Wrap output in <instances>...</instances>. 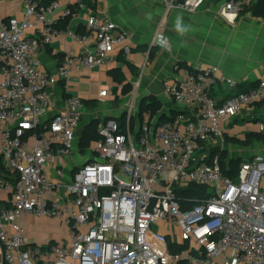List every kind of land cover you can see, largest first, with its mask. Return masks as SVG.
Segmentation results:
<instances>
[{
    "label": "built area",
    "instance_id": "2783aa9c",
    "mask_svg": "<svg viewBox=\"0 0 264 264\" xmlns=\"http://www.w3.org/2000/svg\"><path fill=\"white\" fill-rule=\"evenodd\" d=\"M204 1L164 0L167 9L189 13ZM7 3L21 4L22 17L0 14V158L15 178L0 179V189L10 195L0 204L3 264H264V156L244 161L233 179L207 151L223 150L225 125L264 100V80L220 104L210 93L218 67L181 69L164 86L178 113L155 126L158 116L148 112L133 126L140 107L137 81L124 107L125 123L101 122L91 144L93 158L65 181L85 106L80 96L68 95L60 107L52 90L59 82L68 84L77 68L111 64L117 47L129 57L130 37L84 0L73 6L63 0H0ZM245 3L227 0L221 14H239ZM75 10L88 12L83 33L56 22L57 11L66 19ZM61 39L74 45L48 72L39 55ZM157 42L169 48L163 35ZM224 81L236 86L232 79ZM110 94L109 89L99 93ZM257 124L264 133V122ZM48 168L61 181L49 177ZM190 185L208 186L212 193L192 204L179 196ZM26 215L60 220L70 235L30 244ZM159 225L172 243L188 247L172 252L165 237L153 231Z\"/></svg>",
    "mask_w": 264,
    "mask_h": 264
},
{
    "label": "crops",
    "instance_id": "0c3cea01",
    "mask_svg": "<svg viewBox=\"0 0 264 264\" xmlns=\"http://www.w3.org/2000/svg\"><path fill=\"white\" fill-rule=\"evenodd\" d=\"M75 1L63 0V3L73 6ZM226 1L205 0L201 8L189 13L167 9L164 0H95L96 7L91 10L102 18L114 21L120 30L129 35L132 52L125 58L117 47L111 64L75 69L68 84L59 82L54 86V98L61 107L68 95L80 96L84 103L89 102L84 104V114L88 112V106L92 107V103L96 102L99 105L93 113L96 118L120 121L124 107L132 96L134 83L141 81L138 103L145 98L157 99L162 103V112L171 115L177 111V106L164 93L166 82L181 74V69L197 64L218 67L210 93L220 104L233 94L255 88L264 80V16L254 15L249 10L250 5L258 0H244L246 3L242 12L226 18L221 14ZM21 10L19 3L0 5V14L6 18L20 19ZM87 13L86 10H75L71 17L65 19L57 11L55 19L77 31H84ZM178 21L185 29L183 34L176 28ZM160 34L167 39L169 48L157 42ZM73 45L72 40L61 39L47 46L39 55L42 67L54 72ZM114 68L124 73V84L129 83L131 91L123 93L124 84H118L109 73ZM226 78L236 81V86H229L224 81ZM116 88L117 92H114ZM104 89H109L111 94L100 97L99 93ZM258 122H264V100L245 107L225 125V148L229 158L245 161L257 154L264 156V133ZM79 145L77 136L73 154L65 166V181L74 177L84 161L93 158V154L84 155ZM6 173L4 160L0 158V179L6 178ZM48 174L53 179H62L52 168H48ZM9 197L6 191L0 189V204L7 203ZM23 224L30 244H42L47 239L60 242L70 235L69 226L48 217L26 215ZM155 227L158 234L164 236L169 244L172 243L164 225ZM3 251L0 244V264H3Z\"/></svg>",
    "mask_w": 264,
    "mask_h": 264
},
{
    "label": "trees",
    "instance_id": "16d2710c",
    "mask_svg": "<svg viewBox=\"0 0 264 264\" xmlns=\"http://www.w3.org/2000/svg\"><path fill=\"white\" fill-rule=\"evenodd\" d=\"M84 1L92 9H94L96 7L95 0H84ZM249 10H251L254 15L264 16V0H258V2L253 3L252 5H250ZM59 26L66 27L67 25L59 23ZM78 31L82 32V33L84 32V31H80V30H78ZM109 73H110V75L113 76L114 80L118 84H124L126 78H125L124 73L120 69H118V68L110 69ZM130 86L131 85L129 83L124 84L123 88H122L123 93H127V92L131 91ZM114 92H117V88L114 89ZM240 92H244V91H240ZM85 103H86V105H88L89 102H85ZM96 105H97L96 102L92 103V106H96ZM178 111L179 110L177 109V111L172 112L171 115H167L166 113H163V116L160 119V122L171 120L178 113ZM148 112H150L151 116H153V117L158 115L160 112H162V103L157 99H151V98H145L144 100H142L140 103V107H139V111H138L137 115L132 118V121H131L132 125L135 126L137 121L140 124L143 123L144 114L148 113ZM125 119H126V115L123 114L120 121L122 123H125ZM103 121L105 122L108 120L103 119V118L102 119L96 118V119L91 120L89 123H87L85 125V127H84V129H83V131L79 137V140H80L79 146L83 152L90 147V144L92 141L97 140L99 138L98 129H99L100 123ZM77 133H79V130ZM207 151L210 154L211 160H213V158L215 156L219 157L221 169L225 175H227L233 179L237 178L239 170H240L241 165L244 162V160H242L241 158H238V159L229 158L228 151L226 150V148H224L222 150L219 147H210L209 149H207ZM4 179L9 180L11 182H15L14 176L8 170L6 173V178H4ZM211 193H212V191L208 186L190 185L188 188L181 190L179 192V196L183 197V198H190V199H192V201H194L192 204H195V203H199V202L206 200L211 195ZM169 247H170V250L172 252H175V251L179 252V251L186 249L188 247V245H186V244L185 245H177L175 243H170ZM178 264H188V263L186 261H182V262H179Z\"/></svg>",
    "mask_w": 264,
    "mask_h": 264
},
{
    "label": "rangeland",
    "instance_id": "374dc122",
    "mask_svg": "<svg viewBox=\"0 0 264 264\" xmlns=\"http://www.w3.org/2000/svg\"><path fill=\"white\" fill-rule=\"evenodd\" d=\"M95 107L97 108V110L99 109V105H96V106H94V107H93V106H92V107H89V106H88L89 110H88V112H85V114H84V118H83V121H82V124H81L80 129H79V133H77L78 138L80 137V135H81V133H82V131H83L85 125H86L87 123H89L92 119H95V118H96V117L93 115ZM161 114H162V112H160L157 116H160ZM100 119H102V118H100ZM224 148H225V146H224ZM84 153H85L84 155H90V154H92V152H91V148L89 147L87 150L84 151ZM241 159H242V158H241ZM242 160H243V159H242ZM153 231L156 232V231H157V227H154V228H153ZM176 235H177V234H176Z\"/></svg>",
    "mask_w": 264,
    "mask_h": 264
},
{
    "label": "clouds",
    "instance_id": "9594fccd",
    "mask_svg": "<svg viewBox=\"0 0 264 264\" xmlns=\"http://www.w3.org/2000/svg\"><path fill=\"white\" fill-rule=\"evenodd\" d=\"M176 28H177V30H178L181 34H183L184 31H185V29H183V28L180 26L179 21H178L177 24H176Z\"/></svg>",
    "mask_w": 264,
    "mask_h": 264
},
{
    "label": "water",
    "instance_id": "95a60500",
    "mask_svg": "<svg viewBox=\"0 0 264 264\" xmlns=\"http://www.w3.org/2000/svg\"><path fill=\"white\" fill-rule=\"evenodd\" d=\"M162 116H163V112L160 116L157 117V122L155 126H157L160 123V119L162 118Z\"/></svg>",
    "mask_w": 264,
    "mask_h": 264
}]
</instances>
